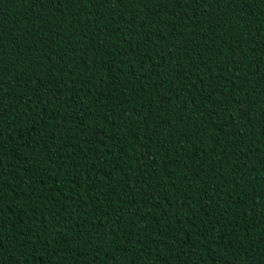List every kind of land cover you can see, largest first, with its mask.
I'll return each instance as SVG.
<instances>
[{
    "label": "trees",
    "instance_id": "16d2710c",
    "mask_svg": "<svg viewBox=\"0 0 264 264\" xmlns=\"http://www.w3.org/2000/svg\"><path fill=\"white\" fill-rule=\"evenodd\" d=\"M0 264H264V0H0Z\"/></svg>",
    "mask_w": 264,
    "mask_h": 264
},
{
    "label": "snow or ice",
    "instance_id": "6c2138e0",
    "mask_svg": "<svg viewBox=\"0 0 264 264\" xmlns=\"http://www.w3.org/2000/svg\"><path fill=\"white\" fill-rule=\"evenodd\" d=\"M41 3H43V0H40Z\"/></svg>",
    "mask_w": 264,
    "mask_h": 264
}]
</instances>
